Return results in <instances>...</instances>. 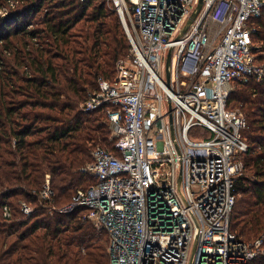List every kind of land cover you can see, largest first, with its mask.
Listing matches in <instances>:
<instances>
[{"label": "built area", "instance_id": "obj_1", "mask_svg": "<svg viewBox=\"0 0 264 264\" xmlns=\"http://www.w3.org/2000/svg\"><path fill=\"white\" fill-rule=\"evenodd\" d=\"M106 2L131 52L81 107L105 110L115 150L93 147L83 171L94 183L52 209H86L109 233L110 264H250L264 254V235L246 242L231 228L250 147L247 119L228 102L234 83L264 79L254 38L264 0ZM17 4L8 0L0 16ZM41 196L54 198L49 176Z\"/></svg>", "mask_w": 264, "mask_h": 264}, {"label": "trees", "instance_id": "obj_2", "mask_svg": "<svg viewBox=\"0 0 264 264\" xmlns=\"http://www.w3.org/2000/svg\"><path fill=\"white\" fill-rule=\"evenodd\" d=\"M107 6L106 0H18L0 16V264H110L109 233L85 217L86 209H52L94 183L83 171L93 147L115 150L109 123L93 117L107 118L105 110L81 107L99 78H114L117 61L131 52L120 16ZM36 20L39 26L29 28ZM255 25V51L264 61V10ZM237 84L228 107L245 111L250 149L235 185L231 228L255 242L264 235V79ZM48 176L52 200L41 196ZM250 264H264V254Z\"/></svg>", "mask_w": 264, "mask_h": 264}, {"label": "rangeland", "instance_id": "obj_3", "mask_svg": "<svg viewBox=\"0 0 264 264\" xmlns=\"http://www.w3.org/2000/svg\"><path fill=\"white\" fill-rule=\"evenodd\" d=\"M46 4H47V3H45L44 6H46ZM107 8H108V6H107ZM109 9H110V8H109ZM44 10H45V9H44ZM44 13H45V11H44ZM44 13H42V14H41L40 16H38L36 19H40V20H41V19H42L41 17H42V15H43ZM51 15H53V11H52ZM37 21H39V20H36V21L33 22V26H32V27H37V26H39V24L36 23ZM257 44H258V43H257ZM258 63H261V64H262V63H264V61L259 60ZM252 81H254V80H252ZM250 82H251V81H250ZM236 88H238V84H237V83H234V84H233V90L236 89ZM233 110H236V111L242 112V113L245 115V111H244L241 107H236V106H235ZM94 116H99V117H101V119H105V120L109 123V120H108V116H107V115H106L107 118H105V115H100V114H94L93 117H94ZM108 129H110V131H111L110 125H109ZM192 134H194V133H192ZM109 136H110V133H109ZM110 139H111V138H110ZM79 188H80V187H79ZM75 193H76V192H75ZM56 207H57V206H56Z\"/></svg>", "mask_w": 264, "mask_h": 264}, {"label": "water", "instance_id": "obj_4", "mask_svg": "<svg viewBox=\"0 0 264 264\" xmlns=\"http://www.w3.org/2000/svg\"><path fill=\"white\" fill-rule=\"evenodd\" d=\"M201 5H202V1L199 4L198 10L201 8ZM195 16H196V14L194 15V17ZM187 27H188V25L186 26V29H187ZM170 62H171V51L169 52L167 63H166L168 81L170 79ZM192 262H193V256H192V259H191V264H192Z\"/></svg>", "mask_w": 264, "mask_h": 264}]
</instances>
